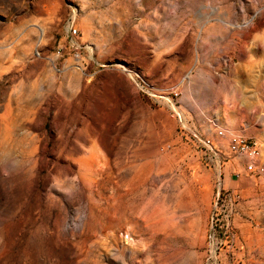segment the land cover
<instances>
[{
  "label": "rangeland",
  "instance_id": "1",
  "mask_svg": "<svg viewBox=\"0 0 264 264\" xmlns=\"http://www.w3.org/2000/svg\"><path fill=\"white\" fill-rule=\"evenodd\" d=\"M236 136L264 163V0H0V264H264Z\"/></svg>",
  "mask_w": 264,
  "mask_h": 264
},
{
  "label": "crops",
  "instance_id": "2",
  "mask_svg": "<svg viewBox=\"0 0 264 264\" xmlns=\"http://www.w3.org/2000/svg\"><path fill=\"white\" fill-rule=\"evenodd\" d=\"M258 59V58H257ZM237 72L235 73L234 77L231 78L234 81V86H236L238 90H244V88H249L248 94L251 92L253 95H259L258 94V88L260 87L259 81L253 80L249 81L250 77L248 76L249 73H254L256 70H258L259 66L257 65H250V64H245L242 63L240 66L236 67ZM248 76V77H247ZM236 81V82H235ZM242 90V91H243ZM239 93V92H238ZM243 97L245 96V91H243ZM221 99L222 102L228 106H235L233 103V93L232 91H227L223 92L221 94ZM257 108L259 109L260 107ZM236 169V166L234 163L229 164L225 171V184L229 187H241V191L244 195L245 198L248 200L247 205H243V212L247 215H252V222L258 221V222H264V215L261 214V212H257V208L259 207L258 203L260 202V198L257 194L258 190V183L259 182H253L251 181L252 177L249 175L241 182L239 183L238 181H234L231 177L232 171ZM263 187V186H262ZM264 188V187H263ZM236 221L239 222V219L237 218ZM242 223V229L247 228L249 224V220H244L243 218L241 219ZM247 222V223H246Z\"/></svg>",
  "mask_w": 264,
  "mask_h": 264
},
{
  "label": "built area",
  "instance_id": "3",
  "mask_svg": "<svg viewBox=\"0 0 264 264\" xmlns=\"http://www.w3.org/2000/svg\"><path fill=\"white\" fill-rule=\"evenodd\" d=\"M75 31L77 30L75 29L74 32ZM220 134L223 136L225 135L222 131H220ZM206 143L212 150L214 149L210 140ZM229 148L230 152L233 154H239L251 158L246 166L248 171L257 174L264 173V163L261 161L262 148L258 140L236 136L232 138ZM240 175V172L236 173L237 177ZM238 199H240L239 195L224 192L221 188L219 189L217 193L215 213L213 214L211 220L212 227L220 225L222 211H227L228 214V208L233 209L234 204ZM226 223L229 224L228 222Z\"/></svg>",
  "mask_w": 264,
  "mask_h": 264
}]
</instances>
